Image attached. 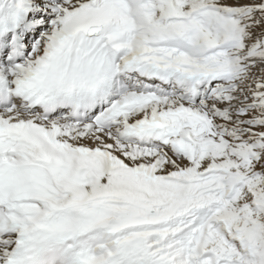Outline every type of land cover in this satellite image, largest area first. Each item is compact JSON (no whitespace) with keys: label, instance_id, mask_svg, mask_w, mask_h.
Here are the masks:
<instances>
[{"label":"snow or ice","instance_id":"snow-or-ice-1","mask_svg":"<svg viewBox=\"0 0 264 264\" xmlns=\"http://www.w3.org/2000/svg\"><path fill=\"white\" fill-rule=\"evenodd\" d=\"M0 264H264V0H0Z\"/></svg>","mask_w":264,"mask_h":264}]
</instances>
